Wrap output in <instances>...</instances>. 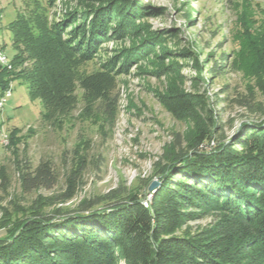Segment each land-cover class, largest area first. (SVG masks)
Here are the masks:
<instances>
[{"label":"rangeland","instance_id":"1","mask_svg":"<svg viewBox=\"0 0 264 264\" xmlns=\"http://www.w3.org/2000/svg\"><path fill=\"white\" fill-rule=\"evenodd\" d=\"M38 6L50 20L66 12L87 20L110 14L97 59L77 63L76 73L80 80L100 74L117 56L116 72L102 96L76 81L67 106L52 116L30 97L27 82H11L0 109V239L35 217L61 220L88 204L109 209L133 196L150 200L176 146L214 155L243 126L264 123V0H56L53 7L0 0V51L11 66L2 69L12 70L17 54L10 23ZM121 55L132 63L123 66ZM175 90L196 98L195 119L179 120L161 104L159 96ZM202 126L212 138L193 150ZM41 163L56 174L55 185L26 192L21 174ZM215 218L200 214L172 236H194Z\"/></svg>","mask_w":264,"mask_h":264},{"label":"trees","instance_id":"2","mask_svg":"<svg viewBox=\"0 0 264 264\" xmlns=\"http://www.w3.org/2000/svg\"><path fill=\"white\" fill-rule=\"evenodd\" d=\"M55 1L46 0L49 7ZM44 12L38 6L10 23L17 54L12 70L0 67V95L12 81L27 82L30 97L41 100L52 116L67 106L76 81L87 92L105 95L118 57L104 64L106 71L80 80L76 65L97 59L110 36V14L87 20V14L66 12L50 20ZM124 29H116L119 38ZM120 58L123 66L133 61ZM159 101L175 118L195 119L194 96L175 90ZM239 133L210 156L176 146L178 155L150 200L133 196L109 209L88 204L75 217L24 220L0 239V264H264V123L243 126ZM212 134L202 126L189 148ZM21 180L31 192L52 188L57 177L48 163H41L27 167ZM206 213L216 216L211 227L191 237L172 236Z\"/></svg>","mask_w":264,"mask_h":264},{"label":"bare ground","instance_id":"3","mask_svg":"<svg viewBox=\"0 0 264 264\" xmlns=\"http://www.w3.org/2000/svg\"><path fill=\"white\" fill-rule=\"evenodd\" d=\"M2 57H4L5 59H2ZM0 64L3 66H6L8 68L9 67L11 68V66H9L10 62H9L7 56L5 54H3L1 51H0ZM11 96H12L11 90L6 91L3 94V96L0 98V102H4V99H9ZM0 109H2L1 104H0Z\"/></svg>","mask_w":264,"mask_h":264},{"label":"water","instance_id":"4","mask_svg":"<svg viewBox=\"0 0 264 264\" xmlns=\"http://www.w3.org/2000/svg\"><path fill=\"white\" fill-rule=\"evenodd\" d=\"M158 187V183H154L151 187H150V191L151 192H155L156 188ZM79 215V213H73L72 215H68V216H64V219L65 218H70V217H75Z\"/></svg>","mask_w":264,"mask_h":264},{"label":"built area","instance_id":"5","mask_svg":"<svg viewBox=\"0 0 264 264\" xmlns=\"http://www.w3.org/2000/svg\"><path fill=\"white\" fill-rule=\"evenodd\" d=\"M2 59H5L4 57H2ZM8 99H4V102H0L1 104V107L4 108L6 102H7Z\"/></svg>","mask_w":264,"mask_h":264}]
</instances>
